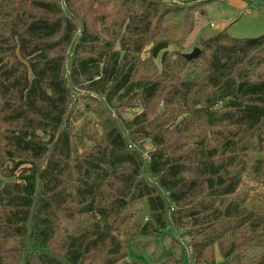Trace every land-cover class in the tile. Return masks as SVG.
<instances>
[{
  "label": "trees",
  "instance_id": "16d2710c",
  "mask_svg": "<svg viewBox=\"0 0 264 264\" xmlns=\"http://www.w3.org/2000/svg\"><path fill=\"white\" fill-rule=\"evenodd\" d=\"M211 1L0 0V264H264V34L186 59Z\"/></svg>",
  "mask_w": 264,
  "mask_h": 264
},
{
  "label": "rangeland",
  "instance_id": "374dc122",
  "mask_svg": "<svg viewBox=\"0 0 264 264\" xmlns=\"http://www.w3.org/2000/svg\"><path fill=\"white\" fill-rule=\"evenodd\" d=\"M182 2H201L206 0H180ZM236 39L257 38L264 34V3L252 2L247 4L243 0H229L227 3L211 1L205 4V14L199 17L198 25L193 34L188 38L184 47L186 54L193 52L194 49H200V41L203 38L210 37L224 30ZM86 94L81 93V97ZM92 96V95H91ZM86 101H89L86 99ZM84 104V100L82 101ZM83 104L77 107L83 109ZM93 118L91 115H85L84 119ZM79 123V124H80ZM151 146L146 144V152L150 151ZM7 182L0 175V188ZM177 237V236H175ZM147 240V239H146ZM189 241L188 237L172 238L164 236L159 241L151 240L150 246L143 252L132 249L131 259L144 264H153L155 258L162 255L165 251H170L171 255L180 258L188 250L185 243ZM184 250V251H183ZM188 264V261H185Z\"/></svg>",
  "mask_w": 264,
  "mask_h": 264
},
{
  "label": "water",
  "instance_id": "95a60500",
  "mask_svg": "<svg viewBox=\"0 0 264 264\" xmlns=\"http://www.w3.org/2000/svg\"><path fill=\"white\" fill-rule=\"evenodd\" d=\"M200 52H201V50L198 49V48H196V49L193 50V52H191V53H189V54H185L184 56H185V58L188 59V60L196 59V58L199 57Z\"/></svg>",
  "mask_w": 264,
  "mask_h": 264
}]
</instances>
